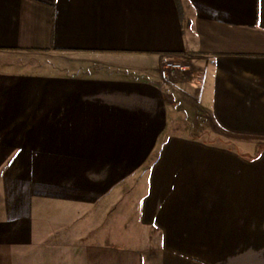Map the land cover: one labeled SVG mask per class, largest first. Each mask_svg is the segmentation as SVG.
I'll return each mask as SVG.
<instances>
[{"label":"crops","instance_id":"0c3cea01","mask_svg":"<svg viewBox=\"0 0 264 264\" xmlns=\"http://www.w3.org/2000/svg\"><path fill=\"white\" fill-rule=\"evenodd\" d=\"M253 138L264 0H0V264H264Z\"/></svg>","mask_w":264,"mask_h":264},{"label":"built area","instance_id":"2783aa9c","mask_svg":"<svg viewBox=\"0 0 264 264\" xmlns=\"http://www.w3.org/2000/svg\"><path fill=\"white\" fill-rule=\"evenodd\" d=\"M189 68L188 65L176 61L175 59L165 57L161 60L159 74L161 79L169 78L173 73L186 74Z\"/></svg>","mask_w":264,"mask_h":264},{"label":"rangeland","instance_id":"374dc122","mask_svg":"<svg viewBox=\"0 0 264 264\" xmlns=\"http://www.w3.org/2000/svg\"><path fill=\"white\" fill-rule=\"evenodd\" d=\"M240 138H241L242 140H247V141H248L249 139H252V138H249V137H240ZM252 142H253L254 145H255V149H259L260 146H261V148L264 146V144H263L264 141H259V139H254V138H253ZM238 145H239V146H237V147L240 148V149H244V150H245V149H246V150H247V149H250V150H249V151H250L249 153H252V154L255 153V152H252V151H253L252 148H245V147H244V146H245L244 144H240V143H239ZM244 150H243V151H244ZM243 151H241L240 154H248V152H243ZM108 224H109V223H108ZM112 224H113V225L118 224V219L114 220V221L112 222ZM116 226H118V225H116Z\"/></svg>","mask_w":264,"mask_h":264}]
</instances>
